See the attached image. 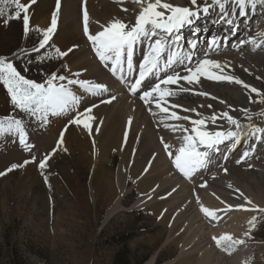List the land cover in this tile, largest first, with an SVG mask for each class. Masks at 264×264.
Segmentation results:
<instances>
[{"label": "bare ground", "instance_id": "obj_1", "mask_svg": "<svg viewBox=\"0 0 264 264\" xmlns=\"http://www.w3.org/2000/svg\"><path fill=\"white\" fill-rule=\"evenodd\" d=\"M20 2L26 4L28 0H20ZM165 2L178 6H188V0H165ZM124 8H127L128 11H123ZM85 9L89 16L90 34L102 30L100 25H107L114 18L134 23L135 15L140 11L139 5L133 0H121L119 3L117 0H61L57 28L50 41L58 45L61 51L72 49L64 56L67 65L64 75L75 78L71 76V73L80 72V79L105 84L108 87V92L103 96H93L79 90L76 86H70L79 96V103L67 112L55 116L50 115L47 123L48 132L52 138L58 140V147L72 148L89 159V181L91 185L90 192L88 190L89 195L95 201L101 194L109 201L107 208L109 216L118 213L122 208L123 200L131 191V187L128 186L131 179L134 181L133 186L140 194L133 206L149 208L160 218L163 224H168L173 228L169 237L175 246H180L177 259L182 258L185 251L192 248L193 251H198L197 259L194 261L193 257H188L183 262L186 264H192V262L213 264L212 260L214 259H211L213 253L207 236L208 232L206 233L199 225L201 222H199L195 205L198 203H202L204 206L219 204L215 203L210 192L200 195L202 191L198 186L191 194V187L188 186L191 180L185 179L177 172L161 144V138H163L164 143L171 145L170 150L174 154L182 143L178 139L182 133H173L165 125L181 124L189 128L191 125L188 121L166 119L167 114L161 113L154 105L149 106L152 108V111H149V107H146L138 98L130 95L127 87L113 77L108 68L100 63L83 33V12ZM55 10V0H37L29 8L30 28L45 30L50 26L51 15ZM256 12V6L254 8L248 7L245 10V16L241 17L238 15L237 9V13L229 17L232 20V23L229 24L220 19L218 9H210L208 14H201L199 19L191 25L206 30V33H201L192 40L198 42L196 58H202L207 41L214 37L218 38L221 45L216 52L209 54V58L227 64L228 67L224 69L225 73L238 77L244 83L256 88L259 94L264 95V88L261 83V80L264 79V42L259 40L258 32H255L258 29L264 33V23L260 20L261 16ZM181 31L179 33L181 44L186 45L189 40L184 39ZM251 40L256 41L255 45L242 43ZM143 48V45H138L136 48L134 62L137 69L138 63L142 60ZM174 67L176 71L186 74L183 73L181 66L176 65ZM181 84H183L182 81ZM184 86L188 87L187 85ZM192 87L196 91L207 92L210 96L180 93L176 97H167V104L174 103L180 105L181 108H196L204 117L214 113L219 115L226 111L238 119L243 126L238 141L229 140L219 145L218 151L211 154L210 163L207 167L196 172L197 182L199 181V184L204 183L214 168L227 169L229 176L232 175L239 179L242 172L240 170L242 168L248 169L250 166V163L245 161L256 159V149L259 150L261 144L264 143V109L250 110L249 103L252 99V93L240 85L201 78L200 84ZM112 95L116 99L111 103L100 102ZM220 100L225 103H220ZM209 104L212 105L211 108L208 107ZM200 105L204 106L201 107ZM89 107H92L91 115L94 117L90 122V130L85 129L83 123L79 125L70 123L72 119L77 117L78 113H82ZM181 108L174 109V111L179 115L191 116L194 119L200 118L195 113L183 112ZM242 109H246L247 112L241 111ZM247 117H251V119L249 120ZM80 118L83 121L86 117L81 116ZM129 118H131L130 125L128 124ZM228 128L233 131L236 130L235 126L228 125L223 119H219L216 125H212L211 122L208 123V130H227ZM257 128L261 131L254 132ZM61 132H63V137L60 135ZM113 150L119 156L115 170L111 168V152ZM245 151L249 155L238 164L237 160ZM146 168L147 171H145ZM224 178L222 175L216 176L209 185H220L219 187H221L222 184L224 185L221 182L224 181ZM230 182L232 183V180ZM228 186L230 187L228 184L226 188ZM75 191L78 204L84 205L86 201L84 192L86 193L87 188ZM197 192L200 193L195 194ZM71 210L72 208L69 209L65 219L73 227V225L78 224V215ZM63 223V221L57 222L56 227L60 233L67 229ZM88 254V251L81 254L82 261L85 262L88 259Z\"/></svg>", "mask_w": 264, "mask_h": 264}, {"label": "rangeland", "instance_id": "obj_2", "mask_svg": "<svg viewBox=\"0 0 264 264\" xmlns=\"http://www.w3.org/2000/svg\"><path fill=\"white\" fill-rule=\"evenodd\" d=\"M197 2L201 6L206 2L211 4V0ZM0 9L4 13L0 15V57L11 61L25 78L38 83H43L54 72L64 75L66 62L65 57L59 58L56 54L58 45L49 41L39 52L32 51L38 47L39 39H42L41 32L37 28H30L25 36L22 18L9 20L7 24L3 22L9 12L14 13V6H8L0 0ZM256 11L264 23V5L257 4ZM255 32H258L259 40L264 42V36L260 35L262 31L257 29ZM41 56L45 57L42 61L39 60ZM48 56L52 58L49 59ZM261 83L264 88V79ZM249 108L264 109V95L252 93ZM8 116L24 120L27 144L30 147L26 149L21 146L18 137L0 136V172L6 171L12 164L29 161L23 167H17L0 176V264H111L120 245L110 243V239L130 232L136 234L126 244L130 264H186L183 262L185 258L193 257L194 261L197 259L198 251H193L192 248L185 251L182 258L177 259L180 246H175L169 237L173 228L163 224L149 208L133 206L140 194L131 179L128 182L131 191L123 200L122 208L118 213L109 216V201L101 194L95 201L89 195V159L72 148L58 147V140L51 137L47 124L30 120L15 109L7 90L0 83V119ZM256 152V159L250 160L252 164L245 161L250 166L240 170L242 172L239 179L229 176L228 170L225 173L223 168H214L210 177L201 183H206L205 187L197 182L196 173L188 183L191 194L198 186L202 191L199 192L200 195L210 192L215 203L219 204L195 205L201 222L199 225L208 232L213 264H264V242L254 236L258 231V223L264 216V211H261L264 210V143ZM46 155V167L40 169L39 163ZM118 162V153L113 150V170ZM221 175L225 177L221 181L224 185H209L210 181ZM228 184L232 187L226 188ZM84 188H87L86 193L84 192L86 201L80 206L75 190ZM240 205L243 207H237ZM202 206L218 217H206L200 211ZM70 208L78 215V224L73 227L65 219ZM252 217H256V222L249 239L245 233ZM59 221L67 226L66 231L60 233L57 230ZM221 235L244 239L245 243L228 254L218 248L213 240V237L218 238ZM224 243L227 242H222ZM86 251L89 256L84 262L81 254Z\"/></svg>", "mask_w": 264, "mask_h": 264}, {"label": "snow or ice", "instance_id": "obj_3", "mask_svg": "<svg viewBox=\"0 0 264 264\" xmlns=\"http://www.w3.org/2000/svg\"><path fill=\"white\" fill-rule=\"evenodd\" d=\"M2 2L8 6H14L15 9L14 13L9 12L7 14V19L3 22L7 24L9 20H20L22 18L23 31L27 36L30 31L29 8L37 0H28L26 4L21 3L20 0H2ZM117 2L119 3L121 0H117ZM133 2L140 7L139 13L135 15L134 23L114 18L107 25H100L102 30L96 31L95 34H90L89 16L85 9L83 12V33L100 63L108 68L113 77L127 87L130 95L138 98L146 107L154 105L161 113L167 114L166 119L189 122L190 128L181 124L165 125L173 133H182V136L178 137L182 143L174 154L170 150L171 145L164 143L163 138H161V144L177 172L185 179L191 180L194 173L207 167L210 163L211 154L218 151L219 145L225 143V141L239 140L243 126L238 119L232 117L226 111L219 115L214 113L211 116L204 117L196 108H181L180 105L174 103L167 104L166 98L176 97L180 93H192L197 96L209 97V93L196 91L192 87L200 84L201 78L240 85L251 93H258V90L244 83L238 77L225 73L224 69L228 67L227 64L209 58V54L216 52L221 45L218 38L214 37L208 40L202 58H196L197 40L189 41L186 45H183L179 33L186 26L193 25L201 14H208L210 9H218L220 19L231 24L232 20L229 17L235 15L237 9L238 15L243 17L246 14V8H254L257 4H264V0H211V4L206 2L203 6L198 4L197 0H188V6L173 5L165 2V0H133ZM55 4L56 10L52 12L50 26L45 30L36 29L41 32L42 39H39L38 47L32 49L34 52L44 49L56 31L61 0H55ZM122 10L128 11L127 8ZM3 14V10L0 9V15ZM260 35L264 36V33H260ZM242 43L255 45L256 41L251 40ZM138 45H143L144 48L142 60L138 63L137 69L134 56ZM55 51L59 58H63L72 49L61 51L57 48ZM44 58L41 56L39 60L42 61ZM47 58L51 59L52 57L48 56ZM176 65L181 66L183 73L186 74L176 71L174 67ZM65 69L67 70V65H65ZM25 71H27V68H25ZM71 76L75 78L58 75L54 72L43 83H38L25 78L11 61L0 57V83L7 90L12 105L20 113L29 117L30 120L38 121L42 125L48 123L50 115L55 116L67 112L79 103V96L70 86H76L79 90L93 96H103L108 92V87L105 84L80 79V72L71 73ZM65 81L66 83H64ZM181 81L183 84H181ZM210 98L217 99L216 97ZM115 99L116 97L112 95L100 102L111 103ZM220 103L225 102L220 100ZM166 104L167 106H164ZM200 106L203 107L204 105ZM208 107L211 108L212 105L209 104ZM177 108H181L183 112L195 113L200 118L194 119L191 116L179 115L174 111ZM170 109L172 110L170 111ZM149 111H152L151 107H149ZM241 111L247 112L246 109ZM91 112L92 107L85 109L82 113H78L77 117L72 119L70 123L77 125L83 123V127L90 130V122L94 119ZM153 115H155V112H153ZM81 116L86 118L81 121ZM247 118L251 119V117ZM219 119L225 120L230 126H235L236 130L233 131L231 128L227 130H208V123L211 122L212 125H216ZM128 124H131V118H129ZM258 131H261V129L254 130V132ZM6 135L18 137L21 146L26 149L30 147L27 144V134L22 118L8 116L0 119V136ZM60 135L63 137V132ZM248 155L249 153L245 151L241 158L237 160V163H241ZM47 159L46 155L40 161V169L46 167ZM34 160L35 157H33ZM27 163L29 161L25 160L23 164H12L6 171L0 172V176L6 175L7 172L17 167H23ZM145 171H147V168ZM224 171L227 173V169H224ZM45 182L47 183V180ZM205 186L206 183L201 184V187ZM247 203L251 202L247 201ZM200 211L206 217L216 218L213 212L203 206ZM255 222L256 217H252L248 222L249 228L245 236L249 239L251 238L252 229L255 227ZM213 240L218 248L228 254L235 251L237 246L245 243L244 239H233L230 235L213 237ZM222 242L227 243L222 244Z\"/></svg>", "mask_w": 264, "mask_h": 264}, {"label": "trees", "instance_id": "obj_4", "mask_svg": "<svg viewBox=\"0 0 264 264\" xmlns=\"http://www.w3.org/2000/svg\"><path fill=\"white\" fill-rule=\"evenodd\" d=\"M262 6L264 4H261ZM255 238L258 240L264 242V216L260 223H258V231L254 233ZM134 237H136V234L133 232L130 233H123L118 236L112 237L110 239V243H115L120 245V248L116 251L113 262L111 264H130L128 259V249H127V242L132 240Z\"/></svg>", "mask_w": 264, "mask_h": 264}]
</instances>
